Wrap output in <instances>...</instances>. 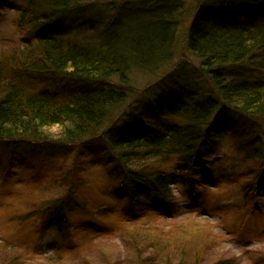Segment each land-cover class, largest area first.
Returning a JSON list of instances; mask_svg holds the SVG:
<instances>
[{
  "label": "trees",
  "instance_id": "1",
  "mask_svg": "<svg viewBox=\"0 0 264 264\" xmlns=\"http://www.w3.org/2000/svg\"><path fill=\"white\" fill-rule=\"evenodd\" d=\"M92 1L102 0L22 4L15 25L28 36L19 47L0 50V146L45 151L53 144L103 140L118 165L114 172L124 176L121 189H128L126 195L119 192L126 203L120 212L140 219L148 211H170L176 180L196 194L195 173L214 177L207 159L229 140L242 159L261 162L255 196L264 179V78L236 80L219 65L248 62L264 70V0H109L116 10L109 19L79 16L74 29L62 21ZM42 26L44 31L34 33ZM179 52L177 66L186 76L197 68L212 95L203 99L198 89L186 87L170 101L150 106L156 122L135 115L126 127L113 129L125 108L144 95L134 74L164 76ZM175 163V174L168 173ZM74 200L48 199L15 218L30 223L39 241L55 231L72 244L81 236L73 231L74 215L86 209ZM202 251L192 253L196 260Z\"/></svg>",
  "mask_w": 264,
  "mask_h": 264
},
{
  "label": "rangeland",
  "instance_id": "2",
  "mask_svg": "<svg viewBox=\"0 0 264 264\" xmlns=\"http://www.w3.org/2000/svg\"><path fill=\"white\" fill-rule=\"evenodd\" d=\"M24 2L2 1L0 50L19 47L26 36L15 25ZM83 4L75 14L63 15L62 21L73 24L74 29L79 16L81 21L83 17L94 20L99 14L109 19L116 12L109 0ZM43 27L34 33H41ZM179 54L172 61L175 67L171 62L162 70L164 76L134 74V85L144 95L125 108L113 122V129L126 127L123 125L130 124L135 115L143 116L149 124L156 122L148 113L150 106L170 101L186 87L198 89L203 99L212 95L211 86L197 68L184 75L185 68L177 66L182 59ZM247 64L224 63L219 67L236 80L264 78V70ZM33 147L19 145L11 150L0 146V264H264V179L252 195L261 162L242 159L232 141L207 159L206 166L214 177L206 178L201 170L195 173L196 194L190 184L183 186L176 180V199L168 204L170 211L166 215L148 211L140 219L120 212L126 203L119 192L126 195L128 189H121L124 176L114 172L118 165L103 140L53 144L45 151ZM177 169L176 163L171 164L167 172L175 174ZM67 195L86 206L74 215L73 231L81 235L75 243H63L55 231L39 241L30 223L15 218L42 208L48 199ZM145 197L151 198L148 194ZM146 204L140 207L145 209ZM89 218H94L95 224L89 223ZM201 248L200 260H196L192 253Z\"/></svg>",
  "mask_w": 264,
  "mask_h": 264
}]
</instances>
